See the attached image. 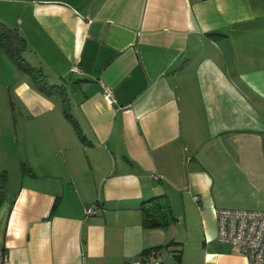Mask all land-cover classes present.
I'll return each mask as SVG.
<instances>
[{
	"label": "crops",
	"instance_id": "0c3cea01",
	"mask_svg": "<svg viewBox=\"0 0 264 264\" xmlns=\"http://www.w3.org/2000/svg\"><path fill=\"white\" fill-rule=\"evenodd\" d=\"M0 21L73 110L13 82L31 172L0 201L8 264H131L160 246L162 264H247L216 209L264 210V0H0ZM161 194L175 220L146 227Z\"/></svg>",
	"mask_w": 264,
	"mask_h": 264
},
{
	"label": "rangeland",
	"instance_id": "374dc122",
	"mask_svg": "<svg viewBox=\"0 0 264 264\" xmlns=\"http://www.w3.org/2000/svg\"><path fill=\"white\" fill-rule=\"evenodd\" d=\"M23 56L25 58L24 54ZM22 74L36 87L31 75L22 72L0 47V172L2 170L6 172L7 179L11 184L18 182L21 170L20 162L24 161L22 157L25 156V148L21 143L20 134H17L16 130H19L22 126L28 111L17 95L13 83ZM46 79L47 85L50 86L52 91L51 94L47 95L56 96L62 100L65 93L66 98H69L67 94L69 89H62L61 82L56 84L49 76H46ZM57 92H61V94ZM68 111L73 112L72 108ZM5 188L4 193L0 189V201L2 196L5 195Z\"/></svg>",
	"mask_w": 264,
	"mask_h": 264
},
{
	"label": "built area",
	"instance_id": "2783aa9c",
	"mask_svg": "<svg viewBox=\"0 0 264 264\" xmlns=\"http://www.w3.org/2000/svg\"><path fill=\"white\" fill-rule=\"evenodd\" d=\"M72 71L79 73L78 66L73 65ZM103 95L113 100L111 89L103 84ZM88 209L87 213H94ZM217 239L230 243L247 258V264H264V210L217 208ZM168 252L164 247L144 250L131 264H162L163 256ZM0 264H8L5 250L0 247Z\"/></svg>",
	"mask_w": 264,
	"mask_h": 264
},
{
	"label": "trees",
	"instance_id": "16d2710c",
	"mask_svg": "<svg viewBox=\"0 0 264 264\" xmlns=\"http://www.w3.org/2000/svg\"><path fill=\"white\" fill-rule=\"evenodd\" d=\"M0 47L8 55V57L13 61L16 66L24 73L31 75L34 79L36 88L44 93L51 94L50 86L47 85L46 74L43 72L42 68L27 61L23 52L27 47L25 38L20 35V33L5 23L0 21ZM48 86V87H47ZM64 86H62V89ZM61 94V92H57ZM62 96V95H60ZM64 112L69 115L67 98L62 96ZM76 126V125H75ZM77 129V127H76ZM21 170L23 173L31 172L30 167L25 163H21ZM0 189L4 193L5 184L7 181V174L2 170L0 172ZM143 224L146 227H167L175 217L172 214L171 206L169 200L165 194L153 196L145 201L141 205ZM178 257V263L180 257Z\"/></svg>",
	"mask_w": 264,
	"mask_h": 264
}]
</instances>
